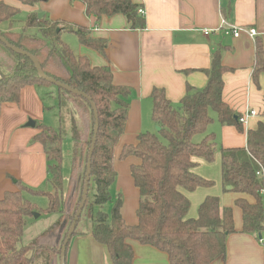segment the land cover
<instances>
[{
	"label": "trees",
	"instance_id": "obj_1",
	"mask_svg": "<svg viewBox=\"0 0 264 264\" xmlns=\"http://www.w3.org/2000/svg\"><path fill=\"white\" fill-rule=\"evenodd\" d=\"M37 7L42 0H15ZM80 2L89 17L122 14L132 29H144L146 21L132 0H70ZM20 9L0 0V35L12 46L32 55L48 79L65 84L86 95L68 92L40 77L35 63L16 53L0 41V114L6 103H19L21 92L28 86L53 88L57 101L59 127L37 125L40 132L34 142L40 143L47 158L48 184L51 190H34L16 181L18 191L8 192L0 200V264H60V255L68 231L82 201L90 147L98 133L91 162L89 193L73 236L91 234L107 247L113 264H133L130 241L150 245L168 254L171 264H211L226 255V241L236 232L232 207H222L220 198L209 196L199 206L197 218H189V198L184 194L212 181L198 176L196 159L213 162L221 154L222 183L225 192L251 196L236 201L242 210V232L257 235L264 232V122L247 132L245 148H223L213 133L206 134L214 123L210 111L222 126H234L241 133L239 115L223 100L222 64L224 48L212 55L205 88L189 87L178 105L166 97L162 89L151 93L152 120L157 132H144L135 145L122 149L121 158L135 157L131 175L139 191L138 223L128 225L122 216L123 198L114 199L111 189L116 181L115 149L126 130L132 90L115 85L108 67H94L63 39L64 32L73 33L78 41L105 54L107 41L95 39L89 28L39 18V12L27 15L21 29H15ZM7 26V28H5ZM264 77V48L256 44L253 81L260 86ZM55 87V88H54ZM68 133L73 140L72 163L68 175L63 174V142ZM205 135L196 143L194 138ZM45 197L48 206L38 209L29 198ZM111 204L109 212L105 207ZM57 215V219L28 244L21 245L27 219L33 213Z\"/></svg>",
	"mask_w": 264,
	"mask_h": 264
},
{
	"label": "crops",
	"instance_id": "obj_2",
	"mask_svg": "<svg viewBox=\"0 0 264 264\" xmlns=\"http://www.w3.org/2000/svg\"><path fill=\"white\" fill-rule=\"evenodd\" d=\"M3 1L24 9L27 14L38 11L52 21L89 28L92 38L107 41L106 52L102 54L82 45L76 35L73 38V33L64 32L62 35L74 52L87 57L94 67L110 68L115 85L132 90L126 130L115 149L117 177L112 186L116 192L114 199L119 195L123 198L121 212L128 225L138 223L139 191L130 171L138 160L120 156L125 146L137 143L141 133L157 132L152 120L151 93L154 89L164 90L172 104L178 105L189 87L205 88L212 55L217 49L224 48L223 100L239 116L250 110L257 111L258 115L248 119L242 133L234 126L220 124L218 131H213L216 141L226 149L245 148L247 132L264 122V92L253 81L258 40L264 48V0H132L146 12L144 29H132L122 14L100 19L89 17L80 2L70 0H42L37 7ZM222 20L241 28V36L226 37L216 31ZM250 29L257 31L255 38L248 35ZM204 30L213 32L206 35ZM259 83L262 87L263 76H260ZM54 95L53 88L28 86L22 90L19 103L2 106L0 200L6 193L18 191L16 181L34 190L48 189L45 187L48 184L46 154L43 146L34 142V137L40 132L36 126L46 125L49 107L45 99L54 98ZM29 120L36 122L35 128L26 126ZM196 161L198 166L194 172L212 181L213 185L193 192L184 191L191 203L188 217L197 218L196 210L209 196L220 198L222 207L233 208L236 232L227 238L225 257L211 264H264V232L263 242L257 235L243 233V214L236 205L239 199L250 203H254V199L224 191L221 154H217L213 162ZM130 245L134 251L133 264H171L168 254L150 245L136 241H130ZM66 264H113V261L107 247L87 233L72 237Z\"/></svg>",
	"mask_w": 264,
	"mask_h": 264
},
{
	"label": "rangeland",
	"instance_id": "obj_3",
	"mask_svg": "<svg viewBox=\"0 0 264 264\" xmlns=\"http://www.w3.org/2000/svg\"><path fill=\"white\" fill-rule=\"evenodd\" d=\"M6 1L21 5V3H19L18 1H15V0H6ZM7 4H9V3H7ZM21 6H23V5H21ZM27 15L28 14L24 9H20L19 15H17L15 18V23H16L15 29H17V30L21 29V27L25 24V21L27 19ZM72 36H73V38H76L75 35H72ZM45 101H46V105L49 107V109L47 110L48 118H47L45 124L49 127L57 129L59 127V124H60L59 118H58L57 101L55 98H51V97H47L45 99ZM210 115L215 119V121L213 124H211L209 126L206 134H211V133H213V131L217 132L219 126H221L217 120L216 114L214 112L210 111ZM206 134L196 136L194 138V141L196 143L201 142L204 139ZM217 143H218V145H220V142L217 141ZM72 147H73L72 135H71V133H68L64 139V142H63V164H62V168H63V174L65 177L68 175V173L70 171L71 163H72V151H73ZM217 154H220V152H218ZM45 187L48 188V189L47 188H45V189L51 190L50 184L49 185L47 184ZM111 195L113 198L116 195L114 188L111 190ZM25 196L27 198H29L34 204H36L38 209L45 210L48 206V200L45 197H42V196L30 197L28 194H25ZM111 207H112L111 204L107 205L105 207V211L109 212ZM198 209L196 210L197 216H198ZM56 219H57V215H49L46 213L40 214V216L38 218H35L34 216L30 217L27 221V226L24 230V235H23L22 242H21L20 246L28 244L32 239H34L37 235L42 233L52 223H54Z\"/></svg>",
	"mask_w": 264,
	"mask_h": 264
},
{
	"label": "water",
	"instance_id": "obj_4",
	"mask_svg": "<svg viewBox=\"0 0 264 264\" xmlns=\"http://www.w3.org/2000/svg\"><path fill=\"white\" fill-rule=\"evenodd\" d=\"M39 18H42L44 17V13H39L38 15ZM0 41L5 44L9 49H11L12 51L16 52V53H19V54H22V55H26L28 56L34 63H35V66L38 70V73L40 75V77L44 78V79H47L50 83L54 84L55 86L57 87H60L68 92H71L73 94H76V95H79V96H84L86 97V95L82 92H79L65 84H62L60 82H57L53 79H48L43 71H42V68L41 66L39 65L38 61L30 54L26 53L25 51L21 50V49H18L14 46H12L11 44L8 43V41L3 38L1 35H0ZM91 106L94 110V113H95V117H96V126H95V134H94V138L92 140V144H91V147H90V151H89V156H88V164H87V173H86V180H85V186H84V190H83V195H82V201L80 203V206L78 208V211H77V214L75 216V219H74V222L72 223L69 231H68V234H67V237L63 243V247H62V251H61V255H60V264H66V255H67V248H68V245H69V242L71 241L72 237H73V234L75 232V229H76V226H77V223L80 219V216L82 214V211H83V208L86 204V201H87V197H88V193H89V185H90V174H91V162H92V156H93V152H94V149H95V144H96V139H97V133H98V114H97V110H96V106L93 102H91ZM27 127H32V128H35L36 126V122L33 121V120H29V122L26 124ZM156 130L157 131H160V128L159 127H156ZM33 216L35 218H38L40 216L39 213L37 212H34L33 213Z\"/></svg>",
	"mask_w": 264,
	"mask_h": 264
},
{
	"label": "built area",
	"instance_id": "obj_5",
	"mask_svg": "<svg viewBox=\"0 0 264 264\" xmlns=\"http://www.w3.org/2000/svg\"><path fill=\"white\" fill-rule=\"evenodd\" d=\"M138 14L142 17H145L146 15V12L144 10V8H139L138 9ZM216 31H221L223 33L224 36L226 37H234V38H239L242 34V29L241 28H238V27H233L231 25H229L227 23L226 20H222L219 28L216 30ZM213 32V30H204V33L206 35H209ZM248 35L251 37V38H255L258 33L256 30L254 29H250L248 30ZM258 113L257 111L255 110H250L248 112H246L244 115H241L239 117V122L242 124V125H247L248 123V119H250L251 117H254V116H257ZM259 176H264L263 173H258ZM263 195H264V190L262 191ZM261 242H263V239H260Z\"/></svg>",
	"mask_w": 264,
	"mask_h": 264
}]
</instances>
